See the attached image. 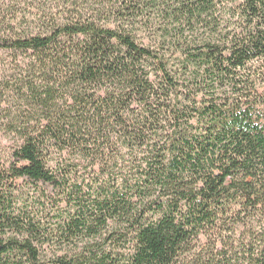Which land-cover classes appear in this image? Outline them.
Masks as SVG:
<instances>
[{
    "label": "trees",
    "instance_id": "16d2710c",
    "mask_svg": "<svg viewBox=\"0 0 264 264\" xmlns=\"http://www.w3.org/2000/svg\"><path fill=\"white\" fill-rule=\"evenodd\" d=\"M37 10L0 30V264H264V0Z\"/></svg>",
    "mask_w": 264,
    "mask_h": 264
},
{
    "label": "rangeland",
    "instance_id": "374dc122",
    "mask_svg": "<svg viewBox=\"0 0 264 264\" xmlns=\"http://www.w3.org/2000/svg\"><path fill=\"white\" fill-rule=\"evenodd\" d=\"M56 3V0H0V30L8 24L15 25L18 23V17L25 16L32 21L35 19L39 8H42L50 3ZM16 18V19H14ZM10 60L4 53H0V80L4 77H9ZM5 107H9L8 104H2ZM6 109V108H5ZM4 117L3 112L0 111V125L3 126L4 121L1 119ZM3 121V122H2ZM13 144V136L0 132V159L2 161L6 159L8 155L9 147Z\"/></svg>",
    "mask_w": 264,
    "mask_h": 264
}]
</instances>
